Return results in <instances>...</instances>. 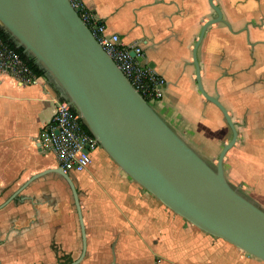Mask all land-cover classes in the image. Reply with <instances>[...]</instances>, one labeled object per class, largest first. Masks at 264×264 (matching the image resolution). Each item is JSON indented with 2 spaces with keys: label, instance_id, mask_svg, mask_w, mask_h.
Masks as SVG:
<instances>
[{
  "label": "crops",
  "instance_id": "obj_1",
  "mask_svg": "<svg viewBox=\"0 0 264 264\" xmlns=\"http://www.w3.org/2000/svg\"><path fill=\"white\" fill-rule=\"evenodd\" d=\"M109 32L141 48L142 64L164 79L153 108L209 165L223 158L227 182L264 211V0H78ZM59 96L48 76L19 85L0 71V204L35 174L57 167L40 143ZM192 141L193 144H192ZM199 145V146H198ZM201 153H199L198 151ZM69 174L78 192L86 250L78 264H264L194 226L125 173L101 148ZM82 250L76 207L58 173L30 181L0 208V264H67Z\"/></svg>",
  "mask_w": 264,
  "mask_h": 264
},
{
  "label": "water",
  "instance_id": "obj_2",
  "mask_svg": "<svg viewBox=\"0 0 264 264\" xmlns=\"http://www.w3.org/2000/svg\"><path fill=\"white\" fill-rule=\"evenodd\" d=\"M213 8L217 17L203 25L193 49V63L199 91L220 109L232 132L215 166L194 151L136 91L70 0H0V27L44 69L59 99L78 114L99 147L125 173L194 226L264 261V211L224 176L223 158L236 140V128L227 110L204 91L200 81L196 48L205 29L221 19L219 9ZM51 172L67 182L77 210L82 250L67 264H78L86 250L85 230L78 192L68 173L54 167L33 175L0 208L30 181Z\"/></svg>",
  "mask_w": 264,
  "mask_h": 264
},
{
  "label": "built area",
  "instance_id": "obj_3",
  "mask_svg": "<svg viewBox=\"0 0 264 264\" xmlns=\"http://www.w3.org/2000/svg\"><path fill=\"white\" fill-rule=\"evenodd\" d=\"M102 49L148 102L162 98L165 79L153 68L143 65L141 48L124 44L116 33L109 32L100 17L78 0H70ZM132 53L134 56H132ZM0 71L9 74L19 85H39V76L24 59L0 38ZM41 146L51 152L57 167L64 172L80 173L88 168L89 152L99 147L87 132L78 114L58 99L50 122L39 133Z\"/></svg>",
  "mask_w": 264,
  "mask_h": 264
},
{
  "label": "trees",
  "instance_id": "obj_4",
  "mask_svg": "<svg viewBox=\"0 0 264 264\" xmlns=\"http://www.w3.org/2000/svg\"><path fill=\"white\" fill-rule=\"evenodd\" d=\"M0 38L3 40V42H5L8 46H10L11 48H13L23 59L24 61L27 63V65L38 75V76H42L45 74L44 69L40 68L35 62L34 59L28 55L26 52H24V49L22 46H18L17 42L15 41V39L13 37H11V35L9 34V32L3 28L0 27ZM83 123V122H82ZM83 126L85 128V130L87 132L90 133V131L88 130V128L84 125Z\"/></svg>",
  "mask_w": 264,
  "mask_h": 264
},
{
  "label": "rangeland",
  "instance_id": "obj_5",
  "mask_svg": "<svg viewBox=\"0 0 264 264\" xmlns=\"http://www.w3.org/2000/svg\"><path fill=\"white\" fill-rule=\"evenodd\" d=\"M153 104H155L154 102H151L150 105L153 106ZM194 141H192V144H193ZM199 146V145H198ZM195 150V149H194ZM198 151V150H197ZM199 153H201L200 151H198ZM213 166V165H212Z\"/></svg>",
  "mask_w": 264,
  "mask_h": 264
}]
</instances>
